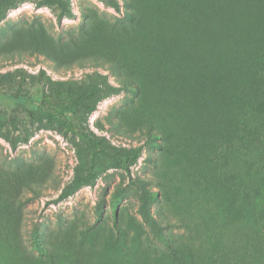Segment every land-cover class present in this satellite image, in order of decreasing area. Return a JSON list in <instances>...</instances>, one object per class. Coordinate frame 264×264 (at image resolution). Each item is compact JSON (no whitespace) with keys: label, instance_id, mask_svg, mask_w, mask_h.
Here are the masks:
<instances>
[{"label":"rangeland","instance_id":"1","mask_svg":"<svg viewBox=\"0 0 264 264\" xmlns=\"http://www.w3.org/2000/svg\"><path fill=\"white\" fill-rule=\"evenodd\" d=\"M39 1L0 0V44L65 49L53 61L0 54V264H264V65L254 62L264 41L229 56L237 80L219 87L195 70L199 43L179 39L186 22H158L176 0H131L141 27L123 0L119 12L60 0L73 16L59 22L58 0ZM160 30L174 33L179 67L151 54ZM94 55L129 65L142 87L87 114L67 90L99 86L97 76L119 85ZM142 202L166 244L142 222Z\"/></svg>","mask_w":264,"mask_h":264},{"label":"trees","instance_id":"2","mask_svg":"<svg viewBox=\"0 0 264 264\" xmlns=\"http://www.w3.org/2000/svg\"><path fill=\"white\" fill-rule=\"evenodd\" d=\"M99 1L112 10L119 12L120 5L117 0ZM58 3V11L53 9L56 21L59 22L63 18H71L73 13L68 5L60 0H58ZM41 4H49V1L41 0L37 5ZM123 4L127 9L131 8L133 10L130 14L126 15L127 21L141 27L142 21L139 17V7L134 8L133 1L131 0H123ZM143 9L145 11V6L142 7V12ZM168 9L170 10L169 14L165 16L160 14L158 22L164 25V17L176 19V14L186 22L185 36L183 37L181 34L179 39L187 44L192 40H196L199 43L200 47L195 54V60L198 62L195 70H199L204 75L206 74L213 78L219 87L226 84V88L229 81L234 80L235 82L237 80L228 77L230 75L233 76L236 70L233 59L231 60L229 56L241 49H249L251 41H260L259 46L264 41V0H176ZM173 38L174 33L171 30L155 32L153 34L154 42L152 44L151 54L154 57L159 56L166 64L170 63L175 51L174 42L172 41ZM73 45L77 46V43L73 41ZM16 51L9 50V45L6 42L0 44V54L6 58H12L16 53L21 55L25 52V54L32 57L42 56L53 61L57 60L58 54H65L64 47H58V54L52 53L50 49L42 44V40H29L25 45L19 46ZM263 55L261 50L257 51L254 62L264 65ZM175 57L174 62L179 67V63ZM178 57L183 58L181 55ZM78 62L81 63L84 61L80 59ZM89 62L102 68L104 67L103 65H106L104 68L108 69L111 74L117 77L119 85H110L104 77L97 76L99 86L90 87V89L81 87L74 93H70L67 90L64 94L65 99L73 98L76 103L86 102L84 106L87 114L93 112L98 102L104 98L117 95L123 90L132 92L134 91L135 84L140 89L142 87L140 79L128 74V68L130 66L124 62L95 55L89 58ZM251 66V62L243 61L239 68L244 69V72H246ZM20 88L21 86L17 89L16 93H20ZM145 131L150 135V129L148 127L145 128ZM259 139L264 142V137L260 136ZM139 153V147L133 150L132 155L129 157L131 163L138 158ZM83 181L84 179L77 177L73 185H68L61 191L57 200H62L70 193L76 191ZM138 212L142 222L150 230L151 234L166 244L161 237V230L164 225L151 215L143 202ZM33 239L35 250L39 251L42 255H46L45 247L41 241L35 236H33Z\"/></svg>","mask_w":264,"mask_h":264}]
</instances>
